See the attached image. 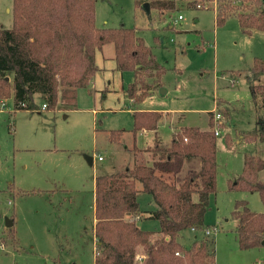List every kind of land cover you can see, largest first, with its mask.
Wrapping results in <instances>:
<instances>
[{
    "label": "rangeland",
    "instance_id": "rangeland-1",
    "mask_svg": "<svg viewBox=\"0 0 264 264\" xmlns=\"http://www.w3.org/2000/svg\"><path fill=\"white\" fill-rule=\"evenodd\" d=\"M189 1L195 0H176V9L163 13L157 7L147 12L136 0L96 3L99 27H136L166 69L162 86L136 105L162 112L157 134H133L134 106L126 87L134 74L117 68L113 43L96 53L101 70L90 87L78 89L74 107L43 108L38 93L33 96L35 109H16L13 96L2 101L0 264H95L96 177L151 164L153 152L147 149L157 138L168 147L175 129L208 128L210 111L221 114L214 118L220 132L216 191L210 195L204 229L184 230L181 242L190 247L196 237L213 239L216 264H264V243L242 249L238 222L232 217L241 199L253 211L264 212L260 194L230 187L243 172L247 154L264 157L262 142L242 139L264 120L263 94L253 99L250 89V84L264 83V72L252 73L254 59L264 58V30L244 32L235 15L217 25L215 1L196 0L200 8L189 6ZM12 6L13 0H0V26H12ZM118 129L125 131L113 140L111 131ZM87 156L93 157V164ZM197 163L186 161L179 178ZM258 178L263 179V172ZM138 199L142 210L155 209L149 193L139 192ZM7 219L13 220L12 226L6 225ZM138 223L146 230L160 229L156 219L144 217Z\"/></svg>",
    "mask_w": 264,
    "mask_h": 264
},
{
    "label": "trees",
    "instance_id": "trees-1",
    "mask_svg": "<svg viewBox=\"0 0 264 264\" xmlns=\"http://www.w3.org/2000/svg\"><path fill=\"white\" fill-rule=\"evenodd\" d=\"M98 0H13L10 28L0 26V106L13 96L16 109H35L33 96L41 94L47 108L76 105L79 88L90 87L96 73V53L113 43L117 68L132 71L126 87L133 109V134L157 131L162 112L139 110L156 86H162L166 69L136 27H99ZM164 11L175 10L176 0H136ZM215 1L216 23L235 15L244 32L264 30L263 0ZM188 5L200 8L198 2ZM264 72V58H255L252 73ZM253 99L263 94L264 83L250 84ZM215 113L209 112V127L175 129L168 147L156 139L151 164L140 163L95 179V264H216L214 240L194 239L190 247L181 242L184 230H203L210 195L217 185V138ZM125 129L111 131L118 140ZM242 139L264 144V120L256 131ZM226 142L229 141L226 139ZM199 160L179 178L186 161ZM263 172V179L258 175ZM231 188L258 192L264 204V157L247 154L243 172ZM152 196L155 209L144 211L138 193ZM144 217L160 223L158 231L143 229ZM232 217L237 220L236 237L242 249L264 243V212H255L245 199L236 200Z\"/></svg>",
    "mask_w": 264,
    "mask_h": 264
},
{
    "label": "water",
    "instance_id": "water-1",
    "mask_svg": "<svg viewBox=\"0 0 264 264\" xmlns=\"http://www.w3.org/2000/svg\"><path fill=\"white\" fill-rule=\"evenodd\" d=\"M263 1H264V0H263ZM142 8H143L145 11L150 12L151 6H150V4H149L148 2H144V3L142 4ZM161 92H162L163 94L166 93V89L161 88ZM87 159H88V162H89L90 164L93 163V158H92L91 156H87ZM13 223H14V222H13L12 219H7L6 225H7V226H12Z\"/></svg>",
    "mask_w": 264,
    "mask_h": 264
},
{
    "label": "crops",
    "instance_id": "crops-1",
    "mask_svg": "<svg viewBox=\"0 0 264 264\" xmlns=\"http://www.w3.org/2000/svg\"><path fill=\"white\" fill-rule=\"evenodd\" d=\"M114 45V44H113ZM104 47V46H103ZM102 50H103V48H102ZM101 50V51H102ZM113 52V51H112ZM114 57H115V47H114ZM100 68V67H99ZM100 70H101V68H100ZM91 85H92V83H91ZM164 113V112H163ZM156 134L158 133V131H156L155 132ZM135 136V135H134ZM161 141V140H160ZM149 148V147H148ZM147 149V148H146ZM93 158V157H92ZM93 162H94V159H93ZM187 162H189V164H190V161H187ZM93 164V163H92ZM197 164H199V165H197V167L196 168H199V166H200V163H197ZM191 168H194V167H192L191 166ZM93 195H94V201H93V228H94V226H95V222H96V218H95V188H94V192H93ZM193 231H196V230H194V229H192ZM93 233H94V230H93ZM197 236V235H196ZM195 236V237H196ZM95 239H96V237H95Z\"/></svg>",
    "mask_w": 264,
    "mask_h": 264
},
{
    "label": "built area",
    "instance_id": "built-area-1",
    "mask_svg": "<svg viewBox=\"0 0 264 264\" xmlns=\"http://www.w3.org/2000/svg\"><path fill=\"white\" fill-rule=\"evenodd\" d=\"M198 6L201 7V5H198ZM182 17H183L182 15H179V18H180V19H181ZM233 80H234V79H233ZM232 84H234V81H232ZM5 105H6L5 102H3V103H2V107H4ZM43 108H47V105H46L45 103L43 104ZM220 115H221L220 113H217V114H215V117L219 118ZM215 133H216V135H219V134H220V132H219L218 129L215 131ZM98 158H99V159H102V156L99 155ZM210 232H211V231H210L209 229H206V233H207V234H210Z\"/></svg>",
    "mask_w": 264,
    "mask_h": 264
}]
</instances>
